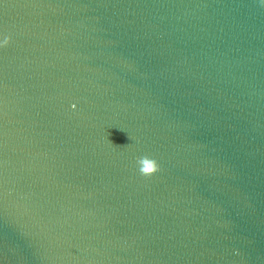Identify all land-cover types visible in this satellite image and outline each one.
Returning a JSON list of instances; mask_svg holds the SVG:
<instances>
[{
  "label": "water",
  "instance_id": "1",
  "mask_svg": "<svg viewBox=\"0 0 264 264\" xmlns=\"http://www.w3.org/2000/svg\"><path fill=\"white\" fill-rule=\"evenodd\" d=\"M5 37L0 264H264V5L0 0Z\"/></svg>",
  "mask_w": 264,
  "mask_h": 264
},
{
  "label": "clouds",
  "instance_id": "2",
  "mask_svg": "<svg viewBox=\"0 0 264 264\" xmlns=\"http://www.w3.org/2000/svg\"><path fill=\"white\" fill-rule=\"evenodd\" d=\"M258 3L264 5V0H258ZM7 43V37L0 39V46H4ZM135 168L138 174L150 176L158 171V164L154 158L148 155H141L135 159Z\"/></svg>",
  "mask_w": 264,
  "mask_h": 264
}]
</instances>
